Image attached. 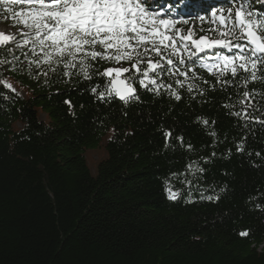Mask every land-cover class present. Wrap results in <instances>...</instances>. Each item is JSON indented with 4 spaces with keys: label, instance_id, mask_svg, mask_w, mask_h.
I'll return each instance as SVG.
<instances>
[{
    "label": "trees",
    "instance_id": "obj_1",
    "mask_svg": "<svg viewBox=\"0 0 264 264\" xmlns=\"http://www.w3.org/2000/svg\"><path fill=\"white\" fill-rule=\"evenodd\" d=\"M155 2L192 17L197 38L217 35L209 31L218 27L211 23L213 6H230L225 0ZM197 13L207 14L203 23ZM0 16L19 27L2 5ZM9 47L18 59L0 65V82L15 88L0 90V264H264V80L249 79L238 89L249 76L241 71L225 90L197 66L204 96L178 89L176 101L138 87L140 102L125 106L114 94L105 103L90 93L111 78L45 77L46 66L29 65L32 56L15 42L0 47V59L12 60ZM245 90L253 93L246 103L259 109L249 128L243 111L252 109L239 103ZM234 111L242 116L229 114ZM166 131L173 136L166 139ZM241 141L243 153L236 151ZM95 148L104 155L91 170L85 152ZM193 161L206 169L197 174L202 179L189 170ZM169 185L180 192L176 201L167 199ZM197 188L205 195L215 188L221 199L201 200Z\"/></svg>",
    "mask_w": 264,
    "mask_h": 264
},
{
    "label": "snow or ice",
    "instance_id": "obj_2",
    "mask_svg": "<svg viewBox=\"0 0 264 264\" xmlns=\"http://www.w3.org/2000/svg\"><path fill=\"white\" fill-rule=\"evenodd\" d=\"M225 3L230 6H213L209 10L211 23H218L217 28L209 31L217 35L197 38L195 25L189 26L192 17L177 16L175 9L160 8L155 0H0L13 26L22 29L21 39L0 31V47L15 42V49L32 56L29 65H35L37 71L46 66L42 73L45 77L59 72L77 81L80 78L85 81H92L94 77L111 78L107 85L101 82L89 89L96 102H110L113 94L125 106L140 102L138 87L157 97L167 94L176 101L182 99L178 89H186L189 94L196 91L204 96L197 66L206 69L225 90L233 86L234 78H238L241 71L248 73L242 84L235 85L238 89L247 88L249 79L264 80V0H225ZM206 15L197 13L195 18L203 23ZM199 31L203 33L204 27H199ZM221 49L224 52L216 51ZM8 53L12 60L0 59V65L11 67L18 59L11 47ZM101 62L119 66L101 70ZM165 77L173 82L165 83ZM203 83L209 82L205 79ZM11 88L0 82V90ZM252 95L245 90L239 101L243 109H252L251 112L243 111L244 128L252 123V113L259 111L255 104L246 103ZM64 103L72 107L70 100ZM224 107L232 109L235 105L225 104ZM229 114L240 118L242 111ZM200 123L208 126L210 121L203 119ZM259 123L264 125V119ZM163 135L167 139L173 133L166 131ZM210 135L216 137L217 133L212 131ZM165 147L171 149L173 144L166 143ZM188 148L192 150L190 144ZM236 151H245L243 141L236 144ZM215 155L213 151L212 157ZM256 155L261 154L257 152ZM209 162L210 159L204 160V163ZM188 167L194 179H202L197 174L205 172V168L196 161ZM195 190L200 192L201 200L221 199L215 188L212 195H205L206 189ZM165 191L170 201L180 196L170 185ZM224 191L222 187L220 193ZM239 235L248 237L250 233L241 231Z\"/></svg>",
    "mask_w": 264,
    "mask_h": 264
},
{
    "label": "rangeland",
    "instance_id": "obj_3",
    "mask_svg": "<svg viewBox=\"0 0 264 264\" xmlns=\"http://www.w3.org/2000/svg\"><path fill=\"white\" fill-rule=\"evenodd\" d=\"M0 31L5 32L6 35H18V33L20 34V32L22 31V29L20 27L14 28L11 25L2 22V18L0 16ZM11 89L15 90L14 87H12ZM40 117L43 118V115H40ZM103 155L104 153L102 148L88 149L85 152L87 163L90 166L91 170H94V168L96 167V160L102 157Z\"/></svg>",
    "mask_w": 264,
    "mask_h": 264
},
{
    "label": "water",
    "instance_id": "obj_4",
    "mask_svg": "<svg viewBox=\"0 0 264 264\" xmlns=\"http://www.w3.org/2000/svg\"><path fill=\"white\" fill-rule=\"evenodd\" d=\"M118 99V98H117Z\"/></svg>",
    "mask_w": 264,
    "mask_h": 264
}]
</instances>
